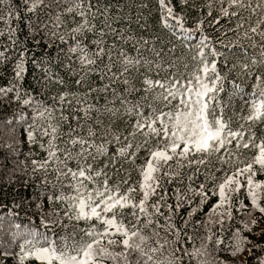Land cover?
I'll list each match as a JSON object with an SVG mask.
<instances>
[{
  "label": "snow or ice",
  "instance_id": "snow-or-ice-1",
  "mask_svg": "<svg viewBox=\"0 0 264 264\" xmlns=\"http://www.w3.org/2000/svg\"><path fill=\"white\" fill-rule=\"evenodd\" d=\"M0 25V264H264V0H0Z\"/></svg>",
  "mask_w": 264,
  "mask_h": 264
},
{
  "label": "trees",
  "instance_id": "trees-1",
  "mask_svg": "<svg viewBox=\"0 0 264 264\" xmlns=\"http://www.w3.org/2000/svg\"><path fill=\"white\" fill-rule=\"evenodd\" d=\"M154 2V0H153ZM149 23L152 25L156 24V17L155 15L152 16V18L149 20ZM0 27H2V25H0ZM161 35H165L164 33H160ZM165 38L167 39V36L165 35ZM4 111H8V114L11 115V111L12 110H6L3 108H0V113H3ZM9 139L8 136V130L7 128L4 126L3 122L0 121V145H2L6 140ZM0 151H2V149H0ZM22 151H27L26 148H22ZM6 155V153H5ZM21 159H23V156L20 157ZM3 161V156H0V162ZM258 179L260 178H264V177H257ZM247 202V201H246ZM3 214V209L0 208V215ZM21 215H23V213H21ZM256 216H259V213L256 214ZM37 225H38V221H37ZM259 228H264V220L260 221L259 226L257 228H253V232L258 231ZM11 227H10V222L5 219L3 222H0V242H3L5 240H9L10 238L6 235L7 231H10ZM193 235H195V233H193ZM245 235H247V233H245ZM251 238V237H250ZM199 241H197V246H198ZM189 247H191L189 245ZM210 251H213V249H210ZM257 255H259V253H257ZM221 258L222 259H227L228 257L226 256V254H221ZM254 259V258H253ZM187 264V262H186ZM193 264H195V262L193 261ZM250 264H252V262H250Z\"/></svg>",
  "mask_w": 264,
  "mask_h": 264
}]
</instances>
